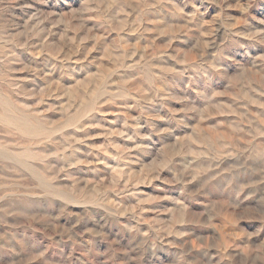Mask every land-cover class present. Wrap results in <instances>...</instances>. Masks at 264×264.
Segmentation results:
<instances>
[{"label": "rangeland", "instance_id": "rangeland-1", "mask_svg": "<svg viewBox=\"0 0 264 264\" xmlns=\"http://www.w3.org/2000/svg\"><path fill=\"white\" fill-rule=\"evenodd\" d=\"M0 264H264V0H0Z\"/></svg>", "mask_w": 264, "mask_h": 264}, {"label": "bare ground", "instance_id": "bare-ground-1", "mask_svg": "<svg viewBox=\"0 0 264 264\" xmlns=\"http://www.w3.org/2000/svg\"><path fill=\"white\" fill-rule=\"evenodd\" d=\"M21 123H22V122H21ZM25 123H26V122H25ZM19 124H20V123H19ZM19 124H17V125H19ZM21 126H22V125H21ZM21 126H20V127H21ZM26 127H28V125L25 126V128H26ZM19 129H20V128H19ZM27 129H28V128H27ZM22 130H23V129H22ZM29 131H30V130H29ZM28 133H29V132H28ZM26 134H27V132H26Z\"/></svg>", "mask_w": 264, "mask_h": 264}]
</instances>
